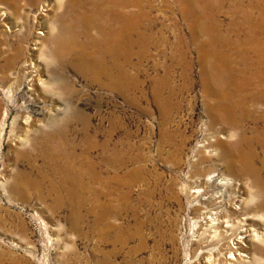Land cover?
I'll use <instances>...</instances> for the list:
<instances>
[{"label":"rangeland","instance_id":"1","mask_svg":"<svg viewBox=\"0 0 264 264\" xmlns=\"http://www.w3.org/2000/svg\"><path fill=\"white\" fill-rule=\"evenodd\" d=\"M11 1L0 0V264H264L254 235L264 234V213L237 212L254 187L220 145H230L228 130L210 123L202 60L211 42L210 54L263 52L264 0H138L124 8L141 20L132 52L124 45L115 56L125 69L102 82L74 68L72 52L51 58L55 36L73 23L62 2ZM106 46L102 65H111ZM161 89L167 99L156 101ZM53 124H66L67 144L49 155L36 144ZM90 163L102 199L89 188L72 215L48 189ZM216 194L223 218L206 226L205 202Z\"/></svg>","mask_w":264,"mask_h":264},{"label":"bare ground","instance_id":"2","mask_svg":"<svg viewBox=\"0 0 264 264\" xmlns=\"http://www.w3.org/2000/svg\"><path fill=\"white\" fill-rule=\"evenodd\" d=\"M30 1L33 4L39 2V0ZM57 1L58 3H63L65 14L68 18L73 17V23L65 26L67 30L64 28L60 31V35L55 36L57 46L54 45L55 47L50 54L51 58L57 63H62L66 59V53L72 52L74 54L72 58L73 67L79 69L84 75L90 74L92 80H101L100 82H102V73H108L112 69L124 70L125 66H121V64L117 63L115 56L118 52L122 51L124 45L132 52L130 46L134 44V34L141 23L139 15H137L135 11L132 12L124 8L134 6L135 4L137 5L139 3L138 0ZM11 3L15 4L17 7L20 4V2L19 4L17 3V0H12ZM105 5H111V8H105L106 11L107 9L108 11L113 10V15L109 18L108 22L105 16L106 11H103ZM117 7L122 9H118ZM103 15L105 16V22L102 24ZM96 22H98L99 28L96 27ZM113 25L115 26L114 28L111 27L110 31H106L105 28H107V26ZM94 28L99 30L97 35L92 34V29ZM87 30L91 31V34H88L82 39L81 34H85ZM62 34H64V36H62ZM210 37L213 39L212 32L210 33ZM51 38H53V36H51ZM102 40L108 41V45L113 49L111 54H114L111 59L114 63L111 65H102ZM248 41H252V38H249ZM212 43L213 42L206 45L208 50L206 53L202 54L204 73L206 75L205 84L209 95L212 94L214 96V98L210 100V103L207 104L210 123L219 129L228 130V137H231L230 145L229 141H220V145L226 155L229 153L232 155L231 164L238 167V172L251 177V182L254 187V190L251 191L250 201L247 200L242 203V209L237 212L242 213V210L246 212L254 208L258 213H264V51L247 53V51L244 50L237 55L216 51L210 54L209 50H211ZM203 44L204 45L201 47L204 48L205 43ZM109 46H106V48L110 49ZM96 47L101 54H96ZM251 71L255 72L254 76L251 74L250 77H244L245 74ZM238 72L240 73L237 75L236 73ZM125 74H127V70ZM40 82L44 84L46 81L41 79ZM163 91L164 89L156 91L158 92V99H156V101H165L167 99L164 97ZM171 91L170 97H173L175 91ZM65 98L70 102V97L68 95ZM80 114L82 113L79 109L77 117ZM67 116L63 118L66 119V122H68ZM249 124H252V126ZM66 128V124L61 127L57 126V124H53L50 129H42L43 131L40 132V138L42 140H39V144H36V146L42 147L49 155L57 152L60 150L59 147L61 148V145L66 146L67 144L65 137ZM87 161L89 162V160L85 159L84 165L88 167ZM86 178L88 180H86ZM114 179L120 182V176ZM65 181H62L60 186L54 185L55 187H50L48 191L51 194L52 191L56 190L59 194L58 196H60V202H66L70 207H74V213L72 215L79 214L80 209L85 208L88 198L87 190L89 188L92 187L94 198L100 201L102 190L98 187H94L91 183L95 181L102 182V175L97 170L92 169L91 163L90 168L85 167L83 171H77L76 173L69 174V176L65 175ZM104 181L105 184L111 182L107 178H105ZM34 182L39 188H42L40 178L35 179ZM217 182L219 184L227 183L226 181ZM212 185L213 184H211V186ZM216 186L220 188L221 185L218 186L214 184L212 187L215 188ZM65 190H67L68 193H64ZM195 191L201 192V190ZM109 192L112 193L113 190L110 189ZM210 197H212L213 200L211 199L205 202L207 207H205V211L202 214V216L204 215L205 217L203 221L206 226L217 223L213 222L215 220H218V223H220L223 218L221 210L219 209L223 202L222 194H216V198H214V196ZM226 221L228 223L230 222L229 220ZM232 225L227 224V226ZM240 234H242L241 237L243 240L238 239V242H244L245 238L248 237L250 233L246 229L245 232H240ZM254 235L258 240L256 243H259L256 245L257 248L260 253H264V246L262 244L264 241V234L262 235L256 232Z\"/></svg>","mask_w":264,"mask_h":264}]
</instances>
